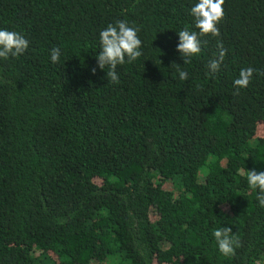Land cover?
<instances>
[{"label":"trees","instance_id":"1","mask_svg":"<svg viewBox=\"0 0 264 264\" xmlns=\"http://www.w3.org/2000/svg\"><path fill=\"white\" fill-rule=\"evenodd\" d=\"M194 2L0 0V27L29 40L0 60V264H264V208L241 174L264 170V74L232 85L264 73V0H224L219 36L184 64ZM116 20L142 55L113 82L96 54ZM224 224L231 257L211 235Z\"/></svg>","mask_w":264,"mask_h":264},{"label":"clouds","instance_id":"2","mask_svg":"<svg viewBox=\"0 0 264 264\" xmlns=\"http://www.w3.org/2000/svg\"><path fill=\"white\" fill-rule=\"evenodd\" d=\"M223 4L224 0H195L192 3L190 15L193 18V27L198 31L190 30L188 27L177 31L178 42L176 50L183 57L184 64L189 63L190 58L201 52L200 36L207 34L219 36L218 24L224 16ZM138 32L139 28L131 25L126 20H116L99 31V51L96 54L97 63L101 69H104L105 66L108 67L109 71L106 74L113 82L118 81L116 71L118 65H123L126 62L131 63L141 57L142 40ZM28 47L29 40L24 34L0 27V60L18 57L25 53ZM217 48L219 51L214 54L215 58L211 59L207 64V69L212 74L220 70L226 55L222 42H217ZM61 55L62 49L59 47H53L49 51L52 63L58 62ZM254 71L258 75L264 74L252 67L241 68L238 76L232 80L233 88L237 92L247 88ZM176 72L180 81H185L189 78V73L179 66L176 68ZM241 174L246 180L248 188L255 193V200L258 206L264 208V170L256 171L255 169L249 170L246 168L242 170ZM231 233V227L226 224L215 227L211 232L219 253L224 257H231L236 251L238 241Z\"/></svg>","mask_w":264,"mask_h":264},{"label":"rangeland","instance_id":"3","mask_svg":"<svg viewBox=\"0 0 264 264\" xmlns=\"http://www.w3.org/2000/svg\"><path fill=\"white\" fill-rule=\"evenodd\" d=\"M258 134L264 136V122H260L258 127Z\"/></svg>","mask_w":264,"mask_h":264}]
</instances>
